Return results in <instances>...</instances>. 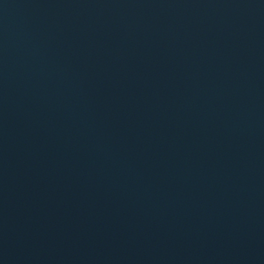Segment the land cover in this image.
Masks as SVG:
<instances>
[{
	"label": "water",
	"instance_id": "water-1",
	"mask_svg": "<svg viewBox=\"0 0 264 264\" xmlns=\"http://www.w3.org/2000/svg\"><path fill=\"white\" fill-rule=\"evenodd\" d=\"M0 264H264V0H0Z\"/></svg>",
	"mask_w": 264,
	"mask_h": 264
}]
</instances>
